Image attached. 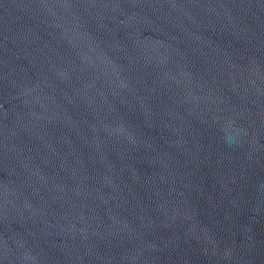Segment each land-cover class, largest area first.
I'll use <instances>...</instances> for the list:
<instances>
[{"label":"water","instance_id":"1","mask_svg":"<svg viewBox=\"0 0 264 264\" xmlns=\"http://www.w3.org/2000/svg\"><path fill=\"white\" fill-rule=\"evenodd\" d=\"M0 264H264V0H0Z\"/></svg>","mask_w":264,"mask_h":264}]
</instances>
